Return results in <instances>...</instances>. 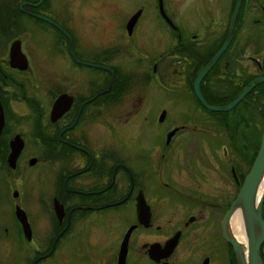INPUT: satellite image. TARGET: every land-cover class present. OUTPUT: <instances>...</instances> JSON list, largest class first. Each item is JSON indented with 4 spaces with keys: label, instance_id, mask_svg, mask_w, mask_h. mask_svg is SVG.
Returning a JSON list of instances; mask_svg holds the SVG:
<instances>
[{
    "label": "flooded vegetation",
    "instance_id": "1",
    "mask_svg": "<svg viewBox=\"0 0 264 264\" xmlns=\"http://www.w3.org/2000/svg\"><path fill=\"white\" fill-rule=\"evenodd\" d=\"M121 1L0 0V264L14 254L12 237L29 244L20 264H49L55 252L60 264H217L223 252L221 264H236L221 231L233 197L215 188L237 189L247 142L196 136V105L169 97L202 106L192 81L228 32L198 84L204 100L201 85L224 105L264 77V0ZM253 91L264 96V82L240 101ZM61 95L66 109L52 118ZM225 167L230 180L217 177Z\"/></svg>",
    "mask_w": 264,
    "mask_h": 264
},
{
    "label": "rangeland",
    "instance_id": "2",
    "mask_svg": "<svg viewBox=\"0 0 264 264\" xmlns=\"http://www.w3.org/2000/svg\"><path fill=\"white\" fill-rule=\"evenodd\" d=\"M122 6H124V1H121ZM125 13L124 10H119L118 14H123ZM145 20L147 21V23L150 24V27L146 29L145 31V35L148 37V39H151L150 37L154 36L156 31H154V29L151 31L149 30L150 28H156L158 26L157 21L153 18V16H151L149 13L147 15H145ZM29 22V21H28ZM38 26V25H36ZM48 34L49 32L46 33V38H48ZM149 46L151 44H148ZM91 50V49H90ZM64 59H66L64 57ZM62 67L65 69H70L72 73L76 72L75 68H69L68 63L63 60L61 61ZM134 63H132L131 65H133ZM130 65V64H128ZM135 67V66H134ZM82 69H78L77 72H81ZM128 71H134V69H131L130 66L127 68ZM86 73H88V77L91 78L92 76H97V72L96 69H91V68H84V70ZM155 84V83H154ZM217 87V86H216ZM154 90V89H152ZM201 92L204 94V96H208V97H212L211 100H208L211 105H223L221 103H223V100H226V96L225 97H221L218 96V94H215L214 98L211 93L207 90V92H205L204 89L201 90ZM236 91H234L235 93ZM258 92H254L251 94L250 97H247L245 99H243V101H240L233 109H229L227 111H210L208 109H206L205 107H202L200 105H198L195 100H192L191 97L189 96V94L184 93L181 97H177L180 94L176 93V90L173 91L174 95H171L169 97L170 100H176L174 103H190V104H195V111H196V115H197V119L199 120V122L196 125V129L194 130V134L196 136H199L201 138H209V137H213V136H217L218 133L219 135L224 134L228 135V136H234L235 133H238L240 135V139H239V143L241 144L242 141H246L247 142V154H246V158L244 159V162L242 163V168L237 170V173H244L245 172V167H246V163L248 165V169L250 167V164L252 162V159L256 153V150L258 148L259 145V140H260V135L261 132L264 129V123L262 122V120L260 119V111L264 110V96H260L257 94ZM178 100V101H177ZM154 110H151V116L154 117ZM170 115L171 112L166 111V115ZM222 117L224 118V121L227 123L226 127H228V122L231 123V129H227L222 127V125L220 123L217 122V120ZM162 126V125H161ZM192 130V131H193ZM236 143L235 145L239 144ZM233 145V146H235ZM238 148L241 149L242 152L245 151L244 148H242L241 146H238ZM234 151V149H233ZM255 152V153H254ZM234 163H235V159H233ZM241 164V163H240ZM238 164V165H240ZM40 167L36 166L35 168L31 169L29 172H38ZM227 167H225V169L223 171L220 170V172L223 174L222 176H217V177H221L223 179H229V174H226L228 171L226 169ZM248 171V170H247ZM247 173V172H246ZM245 173V174H246ZM244 174V176H245ZM243 176V177H244ZM242 177V179H243ZM42 178V179H40ZM38 179V182H47L48 179H46L45 177L39 176L36 177V180ZM235 179V178H234ZM242 182V180H241ZM241 182L238 184L237 189L235 188V186L233 185L232 188H230L228 191L222 193V191L218 188V186L215 188L216 193H217V197H219L221 194H225L226 197H222V199L225 201H229L230 200V196H232L233 198L235 197V194L241 184ZM232 184H234V182L232 181ZM232 198V200H233ZM231 200V201H232ZM230 201V203H231ZM229 203V204H230ZM228 204V206H229ZM196 209H194L195 211ZM216 212L213 215H216L215 218V228H213L212 225V229L215 232V234H217L216 239L217 242H221L222 241L219 239V224H220V220H221V213L224 210V203L220 204L218 203V206L216 208ZM226 211V210H225ZM205 211H202V213ZM218 212V213H217ZM225 213V212H224ZM224 215V214H223ZM206 220V219H204ZM35 223H37L38 225V221L35 220ZM72 237L66 238V245L63 248V251L66 250L67 247H69L73 241H68L71 240ZM42 239V237L39 234V238H35L36 242H40ZM264 240V239H263ZM9 246L14 248V251H12V253H14L13 255H11L12 257H8L7 261L4 262L3 264H20L22 262L19 263V261L22 259V252L24 253V258L26 257V251L29 248V244H27L26 242H19V240L16 237H12V239L9 241ZM59 255V256H58ZM60 256H63L62 254L55 252L52 254L51 257H49L47 259V263L49 264H60L62 261L58 260V258ZM225 253H218L217 255V259L216 262L217 264H221V263H226L225 262ZM31 256H29L28 259H30Z\"/></svg>",
    "mask_w": 264,
    "mask_h": 264
},
{
    "label": "water",
    "instance_id": "3",
    "mask_svg": "<svg viewBox=\"0 0 264 264\" xmlns=\"http://www.w3.org/2000/svg\"><path fill=\"white\" fill-rule=\"evenodd\" d=\"M235 14V11H234ZM229 40V32L227 33L226 39L221 45V47L215 52V54L208 60V62L201 68V70L196 74L192 81L193 93L200 102L202 106L213 111H224L233 107L240 99L249 91L255 83L264 82V77H257L252 79L247 85H245L241 91L228 103L224 105H211L208 104L204 98L201 96L198 88V84L204 74L212 66L218 55L225 48ZM64 95L58 97L54 102L51 109L52 118H56L61 115L66 109L65 102L63 101ZM2 125V113L0 110V126ZM15 141V139L13 140ZM21 143L13 142L11 144V150L8 156V160L12 161L15 159ZM32 162V160L30 161ZM264 175V129L261 132L259 145L250 167L242 179V182L235 194V197L227 207L221 222L222 235L225 241L231 246L233 257L236 264H262L259 257V247L264 239V218L261 216V204L264 199V180L262 182V189L260 196H257L256 200V190ZM255 201V204H254ZM239 206L241 209L244 228L247 235V245H246V261L244 260V247L238 243V241L231 236L228 230V219L233 212V209ZM18 218H24L22 212L20 214L17 212Z\"/></svg>",
    "mask_w": 264,
    "mask_h": 264
},
{
    "label": "bare ground",
    "instance_id": "4",
    "mask_svg": "<svg viewBox=\"0 0 264 264\" xmlns=\"http://www.w3.org/2000/svg\"><path fill=\"white\" fill-rule=\"evenodd\" d=\"M263 180H264V175L262 176V179H261V181L257 187V190H256V194H257L256 200H257V196L258 197L260 196ZM254 204H255V201H254ZM227 226H228V230H229V233L231 234V236L234 237L238 241V243H240L244 247V260L246 261V250H245V248L247 245V235L245 232L243 217H242L241 209L239 206H236L233 209V212L231 213V215L228 219ZM259 250H260V247H259Z\"/></svg>",
    "mask_w": 264,
    "mask_h": 264
},
{
    "label": "trees",
    "instance_id": "5",
    "mask_svg": "<svg viewBox=\"0 0 264 264\" xmlns=\"http://www.w3.org/2000/svg\"><path fill=\"white\" fill-rule=\"evenodd\" d=\"M204 89L205 92H207V89H205L202 85H201V90ZM203 94V93H202ZM204 95V94H203ZM233 97V96H232ZM231 97V98H232ZM230 98V99H231ZM229 99V100H230ZM255 153V152H254ZM253 160V159H252ZM261 215H262V218H264V200L261 204ZM259 256H260V260H261V263L264 264V240L263 242L261 243L260 245V250H259Z\"/></svg>",
    "mask_w": 264,
    "mask_h": 264
}]
</instances>
